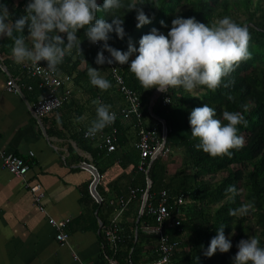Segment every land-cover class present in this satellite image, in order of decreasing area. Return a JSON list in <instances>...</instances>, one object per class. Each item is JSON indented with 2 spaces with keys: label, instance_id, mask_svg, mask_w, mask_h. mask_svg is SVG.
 Masks as SVG:
<instances>
[{
  "label": "trees",
  "instance_id": "16d2710c",
  "mask_svg": "<svg viewBox=\"0 0 264 264\" xmlns=\"http://www.w3.org/2000/svg\"><path fill=\"white\" fill-rule=\"evenodd\" d=\"M97 2L103 4V0ZM140 2L142 3L140 7L151 18V23L140 28L136 27L135 10L129 11L125 7L112 12H97V18H104L109 23L113 14L123 19L126 35L120 39L115 32L110 33L108 40L110 46L127 51L131 42L138 48L139 38L154 27L166 35L171 27V20L177 16L195 17L197 21L208 25L228 16L236 23L246 25L250 34L251 55L249 59L241 62L230 76L223 78L221 86L214 92L205 86H199L191 93L182 87H175L157 95L152 104V112L165 123L164 145L169 152L165 159L158 156L150 161L145 172L137 170L138 150L133 146L122 149L121 166H130V172H138L127 189V193L129 188L136 189L135 198L132 200L135 208L129 221H122L126 214L125 209L120 219L116 221L118 239L114 244L106 241L104 235V228L111 222L98 217L102 224L98 232L99 242L103 246V252L111 256L117 264H146L157 259V254L145 248L148 243L153 245L156 237L146 235L142 227L156 224L154 215L147 210V205L155 204L160 191L164 190L169 198L167 205L171 207V215L178 220V225L164 227L167 237L178 242V249L171 254L170 264H233L232 257L237 252L236 245L239 240L255 236L260 240V246L264 247V0H140ZM0 3L7 5L8 22L11 23L24 14L27 0H0ZM128 3L129 0H124L125 5ZM161 21L166 26H162ZM77 35L81 40L82 54L73 48L66 53L63 63L57 66V73L68 76L73 87L84 94L85 101L78 104L77 112L80 113L85 104H89L93 112L98 103L109 105L110 111L118 112L121 108H126L127 98L115 88L108 68L95 63L98 51L84 35V29H80ZM25 36L27 37L26 32ZM11 45L12 41L9 38H0V58L5 65L12 61ZM135 55L136 53H133L129 60L131 61ZM116 64L120 68L123 85L139 101L141 115L139 118L132 113L126 118L119 114L115 116V121L111 124L116 130L114 144L119 147L126 145L128 129L132 127L136 132L138 126L155 127L159 138L161 124L147 111L149 98L156 88L143 89L129 71L128 64ZM89 67L97 68L100 75L110 81L111 86L106 91H101L90 84ZM229 81V86L224 87V83ZM165 97L168 103H162ZM78 101L76 96L69 95L59 108L41 117V120L48 135L61 137L56 126V123L60 124L67 130L66 138L95 159L96 156L103 155L105 149L93 146L89 139L82 136L89 125H80L76 122L72 129H69L64 120L59 122L50 120L47 123V117L60 114L64 109L75 106ZM202 104L213 107L217 118H221L224 110L239 111L245 116L247 126H238L239 134L244 137V145L238 150H232L231 156L212 157L194 147L198 141L191 137L188 117L194 107ZM147 121L152 124L147 125ZM103 131L108 133L110 127H105ZM68 150H71L70 146ZM172 158L179 160V166L171 174H167V163ZM146 177L150 180V186L146 203L138 216ZM233 185L239 194L230 198L231 194L227 193L226 189ZM85 188L84 197L92 200L93 210L96 209L98 214L104 200L101 196V202L97 203L87 190L88 183ZM120 195L117 193L111 200L116 201V207ZM178 196L182 198V203L177 205L174 201ZM246 202L254 205L248 215L240 217L229 214L230 209H237ZM130 203L131 201L127 205ZM221 225L224 226L225 236L231 240L232 247L226 253L217 251L211 257H207L203 253Z\"/></svg>",
  "mask_w": 264,
  "mask_h": 264
},
{
  "label": "clouds",
  "instance_id": "9594fccd",
  "mask_svg": "<svg viewBox=\"0 0 264 264\" xmlns=\"http://www.w3.org/2000/svg\"><path fill=\"white\" fill-rule=\"evenodd\" d=\"M141 4L140 0H129L127 5L124 0H103L102 5L97 0H27L24 14L9 23L8 7L0 3V38L7 37L12 41L11 56L16 63L39 64L43 61L46 68L55 73L67 52L76 48L82 54L77 32L84 29V35L91 43L103 42L95 57L96 64H128L129 71L143 89L156 88L160 92L182 87L191 93L199 86L214 92L221 86L223 78L250 58L247 27L228 16L211 25L199 22L195 17L177 16L171 20L166 35L154 27L139 38L138 48L131 42L127 51L110 46V33L115 32L120 39L126 35L123 19L113 14L109 23L104 18H97V12H112L125 7L129 11L135 10L136 27L140 28L151 23ZM160 23L166 26L163 21ZM27 41H31V46ZM104 51L110 55L106 57ZM133 53L136 55L130 61ZM88 77L90 84L101 91L111 86L97 68L89 67ZM229 83L223 86L228 87ZM188 120L191 137L198 141L194 147L209 156H231L232 150L244 145L238 126L246 127L247 120L239 111L224 110L221 118H217L213 107L202 104L191 110ZM114 121L115 113L110 111V106L98 103L95 118L85 135L94 136ZM226 192L231 194L230 198L239 194L234 185ZM253 208V203L246 202L237 209H230L229 214L243 217ZM231 247V240L225 236L221 225L203 254L211 257L217 251L226 253ZM236 247L238 251L232 257L233 264H264V247L255 236L239 240Z\"/></svg>",
  "mask_w": 264,
  "mask_h": 264
},
{
  "label": "crops",
  "instance_id": "0c3cea01",
  "mask_svg": "<svg viewBox=\"0 0 264 264\" xmlns=\"http://www.w3.org/2000/svg\"><path fill=\"white\" fill-rule=\"evenodd\" d=\"M27 43L31 46V41ZM11 60L9 65L0 61V153H13L23 158L28 170L23 183L0 162V264H78L74 256L87 264H106L112 257L105 256L99 242L98 232L102 224L98 217L116 223L125 209L122 221L127 222L135 208L131 200L129 205L120 209L119 200L128 197L130 181L138 174L130 172V166L122 167L120 161L122 149L134 147L136 132L129 128L126 145L119 147L114 144V150H105L95 159L67 139V130L60 124L56 123V126L61 137L48 135L42 120H36L27 107V102L40 93L37 78L23 76L20 71L22 63H16L12 56ZM7 75L17 76L21 85H30L31 89L21 88L20 94L7 91L4 85ZM64 86L79 101L60 114L47 117V123L59 118L69 129L76 122L89 125L95 118L89 104L77 112L78 104L85 101L83 92L74 88L70 80ZM146 123L152 124L150 121ZM100 139L97 137L90 141L93 146H98ZM178 162L172 158L167 163V174L178 168ZM86 164L97 173L98 186L95 183L93 193L99 199L90 193L89 188L87 190L97 203L101 202V196L104 200L98 214L96 209L93 210L92 200L84 197L85 187L92 178ZM35 183L39 190L31 192L28 186ZM117 193L121 194L117 198L118 207L116 201L111 202ZM37 194L40 197L35 199ZM49 218L65 221V241L55 238L56 231L48 223ZM142 230L152 236L145 227ZM154 244L148 243L145 248L152 251Z\"/></svg>",
  "mask_w": 264,
  "mask_h": 264
},
{
  "label": "built area",
  "instance_id": "2783aa9c",
  "mask_svg": "<svg viewBox=\"0 0 264 264\" xmlns=\"http://www.w3.org/2000/svg\"><path fill=\"white\" fill-rule=\"evenodd\" d=\"M102 44L103 42H97L95 44L92 43V45L96 47L97 51L101 50ZM104 55L107 57L110 54L107 51H104ZM103 65L108 68L115 88L124 94L128 101V106L126 108H121L118 112H112L115 113V116L119 114L123 118L128 117L130 113H132L136 118H139L141 115L139 101L137 97L123 85L119 66L115 62L112 64L104 63ZM20 71L26 76L37 78V86L40 90V93L35 99L27 102V107L30 111V114L39 122L41 117L59 108L70 95V90L64 86L67 82H69L70 78L66 75L58 74L57 71L55 73L50 72L46 68V62L41 61L39 64H32L31 62L22 63L20 65ZM4 85L7 91L18 94L21 93V88H25L27 90L31 89L30 85H21L19 78L17 76L11 75H7ZM162 103H168L167 97L163 98ZM108 127H110V131L108 133L102 130L94 136L89 137L85 135L86 130H84L82 136L89 140L100 137L101 139L98 143V146L104 148L108 152L112 151L114 150V134L116 130L111 125ZM157 135L158 134L155 127L145 128L138 126L136 131L137 139L134 142V147L138 150L139 156L137 170L146 172L147 165L150 161L158 156L165 157L168 154L169 149L165 147L164 143H162L161 131L159 138ZM29 155H31V153H29ZM0 162L4 169H6L15 178L22 180L24 183V176L28 170V164L23 158L13 153L2 152L0 153ZM90 167L92 178L88 184V188L90 193H93V188H91V186L94 187L97 179L94 178L95 176L93 175L94 168L91 165ZM93 183L94 185H92ZM28 189L31 192H37L39 190V185L37 183L29 185ZM135 193L136 189L129 188L128 197L119 200L120 209L135 198ZM39 197L40 195L37 194L35 199H38ZM146 199L144 200V205L146 203ZM168 199L169 198L166 195V192L161 190L157 202L155 204L148 203L147 205V210L149 213L154 215L156 224L153 226H145V231L156 237V242L152 248V251L158 255V258L146 264H170L171 254L178 249V242L173 239H169L164 233L165 226L178 225V220L173 218L171 215V207L167 205ZM174 203L177 205L181 204L182 198L178 196ZM48 223L56 231L55 238L61 242L65 241L67 238V234L64 231L65 221L49 218ZM104 235L106 241H108L110 244H114L117 241V226L115 222H111L106 228H104ZM105 256L109 257L107 254ZM73 258L78 262V264H87L85 262H80L76 256ZM106 264L116 263L112 259H108V263Z\"/></svg>",
  "mask_w": 264,
  "mask_h": 264
},
{
  "label": "water",
  "instance_id": "95a60500",
  "mask_svg": "<svg viewBox=\"0 0 264 264\" xmlns=\"http://www.w3.org/2000/svg\"><path fill=\"white\" fill-rule=\"evenodd\" d=\"M246 27V25H243ZM160 93V91H158L157 89L152 93V95L150 96L149 98V102H148V105H147V111H148V114L156 119L157 121L160 122L161 124V138H162V143H164L165 141V135H166V126H165V123L162 119L156 117L153 112H152V104H153V101L156 99L157 95ZM86 167H88L89 169L91 168L89 164H86L85 165ZM93 175L95 176L94 178L97 179V173L95 172V170L93 171ZM94 185V183L92 184ZM150 186V180L148 177H146V184H145V189H144V192H143V195H142V199H141V202H140V206H139V210H138V216L141 214L142 212V209H143V206H144V200L146 199L147 197V192H148V188ZM91 188H93V186H91ZM93 196L98 200L99 198L96 196L95 193H93ZM137 216V217H138ZM137 221V220H136Z\"/></svg>",
  "mask_w": 264,
  "mask_h": 264
},
{
  "label": "rangeland",
  "instance_id": "374dc122",
  "mask_svg": "<svg viewBox=\"0 0 264 264\" xmlns=\"http://www.w3.org/2000/svg\"><path fill=\"white\" fill-rule=\"evenodd\" d=\"M237 251H238V249H237Z\"/></svg>",
  "mask_w": 264,
  "mask_h": 264
}]
</instances>
